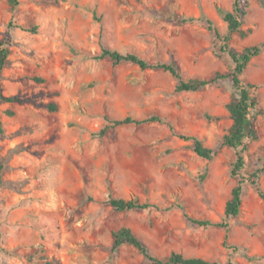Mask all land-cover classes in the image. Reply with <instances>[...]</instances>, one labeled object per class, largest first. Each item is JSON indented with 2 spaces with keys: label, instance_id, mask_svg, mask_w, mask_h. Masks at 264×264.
Segmentation results:
<instances>
[{
  "label": "rangeland",
  "instance_id": "374dc122",
  "mask_svg": "<svg viewBox=\"0 0 264 264\" xmlns=\"http://www.w3.org/2000/svg\"><path fill=\"white\" fill-rule=\"evenodd\" d=\"M13 1L0 0L1 96L13 99L0 101V264H151L131 246L112 250L121 227L158 259L264 264V201L251 184L264 193V0ZM234 3L242 34L222 19ZM225 46L260 47L240 75L257 102V139L241 151L238 217L227 228L200 227L188 218L220 223L238 180L239 151L220 145L231 125V80L176 92L167 72L94 57L111 49L202 80L233 71ZM153 116L162 123L98 136L105 119ZM177 135L199 139L214 157L199 158ZM108 197L157 209L116 212Z\"/></svg>",
  "mask_w": 264,
  "mask_h": 264
},
{
  "label": "trees",
  "instance_id": "16d2710c",
  "mask_svg": "<svg viewBox=\"0 0 264 264\" xmlns=\"http://www.w3.org/2000/svg\"><path fill=\"white\" fill-rule=\"evenodd\" d=\"M12 5H16L13 0H8ZM240 9L238 3H234L232 12H226L222 14L223 21L227 24V29L230 34L240 32L241 23L238 20V14ZM30 32H35L34 29ZM241 33V32H240ZM216 36L219 38V34L216 32ZM242 34V33H241ZM225 44L229 41V36L224 39ZM264 44L262 45V47ZM231 58L234 68L229 75H222L216 73L210 79L202 80H183L178 71L172 64L163 63H148L145 60L139 58L134 54H121L118 51L103 48L101 53L94 57L96 60L109 59L113 65L120 64L122 62L131 63L137 66L140 70H161L163 72L169 73L172 77L177 80L175 87L176 92H197L203 88L210 85L216 84L219 80L229 78L232 82L234 89L233 96L231 97L229 103L226 106L227 112L229 114V119L231 120V125L227 132L222 136L220 140L221 147L238 150L236 154V161L233 164L231 170V175L238 177L236 185L232 188L230 197L225 203L224 207V219L220 223H212L209 221L194 220L188 218L190 222L200 227H214V228H227L226 219L236 218L240 213V207L242 204V183L245 180L244 177L239 175L243 168L244 161L241 156V151L247 150V141H255L257 139L256 131L253 124V116L251 111L257 106V102L254 97L250 94V89L252 85H244L240 80V75L245 70L246 66L250 60L260 53L259 46L246 47L242 52H235L228 49L227 46L224 47ZM8 51L6 48L2 47L0 49V73L7 63ZM1 79V77H0ZM38 80V79H37ZM0 101L12 103L13 99L7 98L3 99L1 96V86H0ZM7 114H11L7 112ZM108 125L103 127L98 136H103L109 128L123 126V125H142L147 123H162L159 117L153 116L142 120L132 119L130 117H125L121 120H108L105 119ZM170 130H173L170 125H168ZM3 133V128L0 121V136ZM177 137L183 141L192 142L193 153L203 160L210 161L215 155V151L210 148L203 146L202 142L192 136L177 135ZM2 170V165L0 162V173ZM252 186L256 187V193L258 197L264 201V193L256 186L254 182L251 183ZM107 203L116 212H130V211H144L148 209H157L156 205L149 203H142L137 199H118L108 197ZM112 240V250L115 251L123 245H128L133 247L141 256H143L151 264H218L216 262H211L203 260L201 258H185L181 254L171 253L167 258L158 259L153 257L146 245L129 229L126 227H121L111 233Z\"/></svg>",
  "mask_w": 264,
  "mask_h": 264
}]
</instances>
